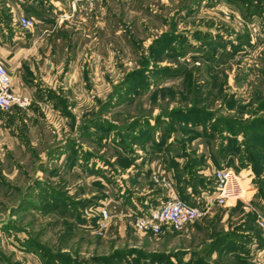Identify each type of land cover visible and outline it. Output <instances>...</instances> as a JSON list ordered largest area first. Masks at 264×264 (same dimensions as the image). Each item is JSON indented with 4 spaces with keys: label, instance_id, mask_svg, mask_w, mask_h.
<instances>
[{
    "label": "rangeland",
    "instance_id": "obj_1",
    "mask_svg": "<svg viewBox=\"0 0 264 264\" xmlns=\"http://www.w3.org/2000/svg\"><path fill=\"white\" fill-rule=\"evenodd\" d=\"M39 1L47 11L22 14L34 22L24 28L0 0V58L7 66L5 47L17 35L33 39L36 57L54 59L52 80L33 74L31 104L56 106L42 111V129L53 125L51 138L61 143L53 146L67 153L18 158L4 142L0 264H105L134 243L180 264L183 246L197 247L198 238L139 232L132 207L122 236L113 226L120 211L107 200L124 198L139 173L167 200L185 193L177 176L193 192L217 170L233 169L249 198L243 215L255 214L264 230V2L254 13L246 0ZM46 199L65 207L44 208ZM101 205L113 216L102 234Z\"/></svg>",
    "mask_w": 264,
    "mask_h": 264
},
{
    "label": "crops",
    "instance_id": "obj_2",
    "mask_svg": "<svg viewBox=\"0 0 264 264\" xmlns=\"http://www.w3.org/2000/svg\"><path fill=\"white\" fill-rule=\"evenodd\" d=\"M61 1L53 0L52 2L60 5L62 4ZM9 2L12 4L13 12L18 16L24 13H32L36 10H41L43 13L47 11V7L39 0H9ZM32 43L33 39H29L26 42L21 36L17 37L15 35L11 44H6L5 47V61L13 77L14 89L17 92L30 96L37 89L36 86L33 87L34 84L31 82L33 74L35 76L37 73L40 74L42 80L46 82L50 79L52 80V72L50 71L54 63L52 57L42 56V59L36 57V45ZM56 62H61V58H56ZM44 109L55 110L57 108L52 103H44L35 98L28 108L16 107L9 113L1 114L3 141L7 146V150L20 153L16 157L34 158L37 156L35 153L38 152L39 158L48 159L52 157L50 155L51 148H56L55 151L53 150L55 155H60V153L65 155L67 153L62 150V147L53 146L55 141L58 142L60 139V137H57V139L51 138L55 132L53 125L47 126V132L42 129V122L44 121L42 111ZM55 127L59 126L55 125ZM58 143L61 144L60 142ZM72 149L75 150L76 145H72L70 150ZM169 170L172 171L174 176V169L171 168ZM73 172L74 169L69 170L70 174ZM200 172L205 176H210V170L204 169ZM136 175L137 178L134 180L135 184H129V193H126L124 198L123 196L121 198H117L118 196H116L115 198L117 199H114L113 203L111 202L112 200H107L110 203L109 208L115 207L120 211L118 212V217L116 215L113 220V226L117 228V234L121 236L127 227L128 218L126 214L130 207L136 208L141 212L143 209L161 204L168 197L163 189H159L153 183L148 182V175L144 173ZM176 178L175 182L179 181V184L176 182L174 185L181 188V180H178V176ZM69 188H71V185ZM185 193L193 194L192 188L187 187ZM64 203L61 200L53 199L51 205L50 201L43 200L44 208H52L51 210L54 212L61 211V208L65 207ZM243 208L241 201L228 206H216L201 220L185 226L181 229V232L166 229L164 233L165 235L175 233L176 237L180 235L188 243L193 237L199 239L197 247L195 248L191 244H185L183 246L182 250L185 252V259L181 261L182 264H234L231 263L232 260L237 259H242L244 261L243 264H262V260L264 259V230L259 228L256 222L257 220H248L243 215ZM67 212L68 218L71 217V210L68 209ZM110 232L112 233V230H109V234ZM141 235L144 236V233ZM129 247L142 248L139 244L135 243ZM129 261L134 264L133 259L130 257ZM124 263H127V260H123L122 264Z\"/></svg>",
    "mask_w": 264,
    "mask_h": 264
},
{
    "label": "built area",
    "instance_id": "obj_3",
    "mask_svg": "<svg viewBox=\"0 0 264 264\" xmlns=\"http://www.w3.org/2000/svg\"><path fill=\"white\" fill-rule=\"evenodd\" d=\"M18 23L24 28L34 25L33 20L25 16H19ZM31 96L17 92L13 86V77L6 64L0 58V149L4 141L1 133L2 113H9L14 108H28L31 104ZM215 185L211 190H204L193 197V200H185L177 194H173L167 200L157 206L143 209L141 212L133 211V226L139 232L161 234L166 229L181 230L188 224L201 220L216 206H228L232 203L243 201L247 203L249 198L243 186V178L235 170L230 168L219 169L215 172ZM100 212L99 226L95 232L103 233L113 219L106 205L98 207ZM260 224L264 226V214L259 213ZM148 264H168L164 261H153ZM264 264V259L262 260Z\"/></svg>",
    "mask_w": 264,
    "mask_h": 264
},
{
    "label": "trees",
    "instance_id": "obj_4",
    "mask_svg": "<svg viewBox=\"0 0 264 264\" xmlns=\"http://www.w3.org/2000/svg\"><path fill=\"white\" fill-rule=\"evenodd\" d=\"M246 1L248 3V7L251 8V11H253L254 13H258L260 11V5H261V3L264 2V0H246ZM164 37H165V35H164ZM181 184H182V186H181L182 190L185 192L186 190H185V187L183 186L186 184L185 179L181 181ZM214 185H215V178L214 177L213 178H207L204 181V184H203V186H201V188H199V189L194 188L193 194L184 193L182 198L185 200H192L193 199L192 197L199 195L202 191L213 189ZM260 185H261L262 190H260L259 196H261V198H262V196H264V178H262L260 180ZM59 196L62 197L61 195H59ZM53 197H55V196H53ZM248 217H249L248 220H253V221L256 220L255 214H250ZM129 257L131 259H133L134 264H147L145 262V259L147 257H150L154 261H164L168 264H178V263H174L172 261V259L170 261V259H168V258H170V255H167L164 252H161V253L155 252V251L151 252V251H147L143 248L138 249V248H132V247H127V248L122 249V250L121 249L115 250L112 253L106 255V257L103 258L102 261L105 264H118V263L122 264L123 260H127L128 264H132L129 261ZM61 259H63V258L61 257ZM68 259H69L68 260L69 262H72L71 264H76L75 262L77 260L75 261V260H72L71 258H68ZM180 264H182V262H180Z\"/></svg>",
    "mask_w": 264,
    "mask_h": 264
}]
</instances>
